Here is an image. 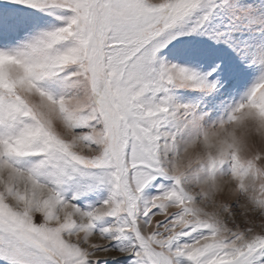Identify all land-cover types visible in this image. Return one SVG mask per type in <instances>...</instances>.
I'll use <instances>...</instances> for the list:
<instances>
[{
	"label": "snow or ice",
	"instance_id": "1",
	"mask_svg": "<svg viewBox=\"0 0 264 264\" xmlns=\"http://www.w3.org/2000/svg\"><path fill=\"white\" fill-rule=\"evenodd\" d=\"M0 264H264V0H0Z\"/></svg>",
	"mask_w": 264,
	"mask_h": 264
}]
</instances>
